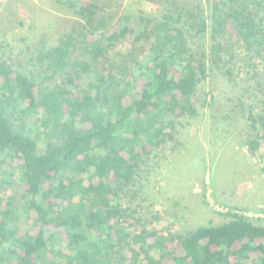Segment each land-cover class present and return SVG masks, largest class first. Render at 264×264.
Wrapping results in <instances>:
<instances>
[{"label":"trees","instance_id":"1","mask_svg":"<svg viewBox=\"0 0 264 264\" xmlns=\"http://www.w3.org/2000/svg\"><path fill=\"white\" fill-rule=\"evenodd\" d=\"M192 1L139 34L90 0L65 1L81 22L38 50L40 79L9 64L0 44V264H264V218L229 212L220 225L163 239L122 207L142 158L173 140L175 124L161 117L196 115L198 85L222 66L231 77L230 59L264 67V0ZM143 39L149 53L135 74L95 65L118 42ZM261 108L245 116L251 152L264 143ZM17 188L26 228L14 223Z\"/></svg>","mask_w":264,"mask_h":264},{"label":"rangeland","instance_id":"2","mask_svg":"<svg viewBox=\"0 0 264 264\" xmlns=\"http://www.w3.org/2000/svg\"><path fill=\"white\" fill-rule=\"evenodd\" d=\"M65 1L79 0H0V44L9 64L41 77L35 61L38 50L55 46L81 22L62 4ZM90 1L100 14H112L114 23L126 24L136 34L148 25L146 21H152L148 29L152 28L167 13L183 14L195 4L192 0ZM149 48V40L143 39L136 46L120 41L95 65L115 74L125 65L127 73L135 74L134 61H142ZM76 58L89 61L87 57ZM237 61L225 62L231 77L223 75L222 66L221 72L198 85L191 99L196 115L160 118L162 124H175L173 140L142 158L135 182L122 193V207L163 239L184 236L200 226L220 225L229 212H242L252 220L264 218V143L258 150H249L248 143L257 137L245 119L248 113L256 116L262 112L264 67L255 61L256 68L250 69L251 64L248 67ZM250 71L258 75L252 78ZM26 123L32 126L29 120ZM37 142L41 145L43 141ZM13 194L17 208L14 223L26 228L19 189ZM124 226L128 231L133 229ZM159 254L155 250V255Z\"/></svg>","mask_w":264,"mask_h":264}]
</instances>
